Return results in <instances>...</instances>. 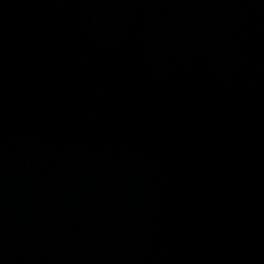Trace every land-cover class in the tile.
Returning <instances> with one entry per match:
<instances>
[{
  "label": "water",
  "instance_id": "1",
  "mask_svg": "<svg viewBox=\"0 0 264 264\" xmlns=\"http://www.w3.org/2000/svg\"><path fill=\"white\" fill-rule=\"evenodd\" d=\"M0 264H264V0H0Z\"/></svg>",
  "mask_w": 264,
  "mask_h": 264
}]
</instances>
